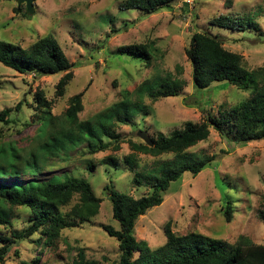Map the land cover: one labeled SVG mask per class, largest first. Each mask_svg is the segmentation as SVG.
I'll list each match as a JSON object with an SVG mask.
<instances>
[{"label": "rangeland", "instance_id": "obj_1", "mask_svg": "<svg viewBox=\"0 0 264 264\" xmlns=\"http://www.w3.org/2000/svg\"><path fill=\"white\" fill-rule=\"evenodd\" d=\"M123 1L36 0L32 16L28 15L26 4L0 1V41L28 48L41 38L53 36L74 64V78L63 97L58 96L57 85L64 74L35 78L0 64V113L16 110L23 104L20 111L7 117L9 124L0 121V145L12 144L23 156L39 145L37 92H44L52 102L51 112L56 117L67 111L73 97L83 94L80 119L87 121L107 112L127 92L138 103L137 90L155 79L171 76L184 82L178 97L152 102L148 95L141 94L148 113L141 112L125 124L116 121L120 142L103 138L109 145L107 151L91 155L84 144L71 153L70 160L56 158L49 161L43 174L19 178L24 183L61 175L84 178L102 200L101 208L90 222L61 231L54 243L46 241L40 230L17 240L15 235L24 234L32 226V214L26 208H10L12 225L0 226V249L7 245L10 252L0 264H73L81 250L89 261L119 264V243L104 229L111 226L120 230L106 187L114 186L118 192L136 199L150 195L152 189L134 181L135 173L153 172L172 159L170 155L153 157L138 153L137 166L131 169L125 161L133 153L130 142H143L141 132L151 142L159 133L170 137L187 123H204L209 115L220 117L222 110H231L250 96L229 83L197 90L186 50L195 33L206 32L217 36L226 50L241 55L247 69L263 67L264 0H197L189 8L178 0L151 15L137 10L121 11ZM225 15L251 16L260 25V31L233 32L212 24V20ZM132 45H149L153 49L151 63L121 53V48ZM233 136L222 137L211 129L206 142L188 151L199 157L216 156V160L198 176L185 174L171 184L162 205L137 220V241L146 242L152 250L164 246L165 228L170 224L178 236L199 234L229 245L247 237L256 245L264 244V224L258 216L264 205V141L243 146ZM111 156L117 160V166L107 162ZM92 164L95 169L90 171ZM225 196L234 201L230 221ZM77 202L75 198L64 211H70ZM3 237L16 243L2 241ZM38 258L40 261L35 262Z\"/></svg>", "mask_w": 264, "mask_h": 264}, {"label": "trees", "instance_id": "obj_2", "mask_svg": "<svg viewBox=\"0 0 264 264\" xmlns=\"http://www.w3.org/2000/svg\"><path fill=\"white\" fill-rule=\"evenodd\" d=\"M176 1L178 0H124L119 7L121 11L137 10L151 15ZM184 7L188 8V5ZM107 21H110L109 18ZM212 24L233 32L260 31V25L251 16L245 15L220 16L212 20ZM120 51L137 61L145 60L148 64L153 59V49L149 45L126 46ZM186 54L192 65L193 85L197 90L204 91L214 84L229 83L240 91L248 92L250 96L231 110H222L220 117L209 115L204 123H187L184 129L175 131L170 137L159 133L156 140H152L153 146L144 141L130 142L133 153L125 161L131 169L137 166L138 153L153 157L170 155L172 159L153 172L135 173L134 181L152 189L150 195L136 199L118 192L114 186L106 187L112 203L113 217L119 223L120 230L111 226H105L104 229L119 243V264H264V244L256 245L247 237H240L235 245H229L223 240L199 234L178 236L172 232L170 224L165 228L166 244L156 250H152L146 242L137 241L135 237L139 217L162 205L164 195L173 182L183 179L185 174L196 177L212 166L216 156L199 157L188 153L191 148L209 139L211 129L222 137L234 135V141L243 146L264 141V66L254 70L247 69L241 55L226 50L217 36L206 32H197L192 36ZM0 64L21 75L33 74L35 78L64 74L57 85L59 97L65 95L66 87L74 78V64L53 36L41 38L28 48L1 40ZM183 86L184 82L180 79L167 76L155 79L151 84L146 83L137 91L140 95H148L152 102H157L160 99L178 97ZM137 95L138 103L133 102L131 93L127 92L125 98L111 106L107 112L82 121L80 114L84 110L83 94L73 97L67 111L61 117H56L51 112L52 102L47 100L44 92H37L39 114L36 118L41 122L37 149L23 156L12 144L6 147L0 145V226L12 225L10 208H26L31 211L32 226L24 234L15 235L17 240L26 239L40 230L46 241L54 243L60 238L61 231L79 227L97 217L102 200L96 196L86 179L61 175L47 181L30 180L24 183L19 178L27 174L33 177L43 174L49 167V161L56 158L70 160L71 153L81 145L86 144L89 153L94 155L109 149V145L103 142L105 137L119 144L116 121L125 124L141 112L148 113L143 99ZM22 106L20 103L16 110L1 112L0 121L9 124L7 117L13 111H20ZM115 148L119 149V146L116 145ZM106 160L117 166L114 157ZM93 169L94 164L90 165L89 170ZM75 198H78V202L70 211H64ZM225 199L227 214H230L227 220L230 221L234 201L227 196ZM258 216L264 224V205ZM1 239L16 243L8 237ZM9 252L10 247L7 245L0 249V262L5 260ZM77 257L73 264H98L87 260L82 250ZM39 261L38 258L35 262Z\"/></svg>", "mask_w": 264, "mask_h": 264}, {"label": "water", "instance_id": "obj_3", "mask_svg": "<svg viewBox=\"0 0 264 264\" xmlns=\"http://www.w3.org/2000/svg\"><path fill=\"white\" fill-rule=\"evenodd\" d=\"M35 0H17V4H26L27 13L29 16H32L35 13V6H34ZM20 11V10H19ZM141 139L148 144L149 146H153L151 140L146 136L144 132L140 133Z\"/></svg>", "mask_w": 264, "mask_h": 264}, {"label": "built area", "instance_id": "obj_4", "mask_svg": "<svg viewBox=\"0 0 264 264\" xmlns=\"http://www.w3.org/2000/svg\"><path fill=\"white\" fill-rule=\"evenodd\" d=\"M195 2H197V0H181V5H188V8L190 7V5L193 3L195 4Z\"/></svg>", "mask_w": 264, "mask_h": 264}]
</instances>
